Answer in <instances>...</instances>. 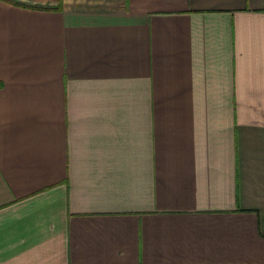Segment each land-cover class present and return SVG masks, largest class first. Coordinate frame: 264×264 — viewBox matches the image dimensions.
Masks as SVG:
<instances>
[{"label":"crops","instance_id":"obj_1","mask_svg":"<svg viewBox=\"0 0 264 264\" xmlns=\"http://www.w3.org/2000/svg\"><path fill=\"white\" fill-rule=\"evenodd\" d=\"M0 264H264V0H0Z\"/></svg>","mask_w":264,"mask_h":264}]
</instances>
